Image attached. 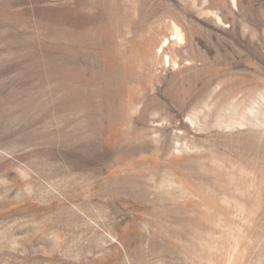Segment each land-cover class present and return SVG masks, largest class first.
<instances>
[{"label": "rangeland", "instance_id": "1", "mask_svg": "<svg viewBox=\"0 0 264 264\" xmlns=\"http://www.w3.org/2000/svg\"><path fill=\"white\" fill-rule=\"evenodd\" d=\"M0 264H264V0H0Z\"/></svg>", "mask_w": 264, "mask_h": 264}, {"label": "bare ground", "instance_id": "2", "mask_svg": "<svg viewBox=\"0 0 264 264\" xmlns=\"http://www.w3.org/2000/svg\"><path fill=\"white\" fill-rule=\"evenodd\" d=\"M175 37H176L177 39L181 40V41H182V39H183V38L181 37V35L178 34V33L175 34ZM166 41H167V40H166Z\"/></svg>", "mask_w": 264, "mask_h": 264}]
</instances>
